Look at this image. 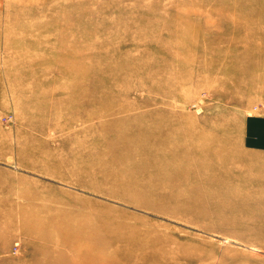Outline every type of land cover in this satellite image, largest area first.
Returning a JSON list of instances; mask_svg holds the SVG:
<instances>
[{"label": "rangeland", "instance_id": "rangeland-1", "mask_svg": "<svg viewBox=\"0 0 264 264\" xmlns=\"http://www.w3.org/2000/svg\"><path fill=\"white\" fill-rule=\"evenodd\" d=\"M258 33L264 0H0V264H264Z\"/></svg>", "mask_w": 264, "mask_h": 264}, {"label": "bare ground", "instance_id": "bare-ground-1", "mask_svg": "<svg viewBox=\"0 0 264 264\" xmlns=\"http://www.w3.org/2000/svg\"><path fill=\"white\" fill-rule=\"evenodd\" d=\"M253 6H255V5H253ZM247 20H248V18H247ZM258 35L262 38H264V33H262V34H260V33H258ZM254 37H255V34H250L248 37H247V41H248V43H253V42H255V40L256 39H254ZM253 58H254V56H253ZM106 112H107V110H106ZM195 139V138H194ZM194 139H193V141H194ZM186 150H190V148L188 147V146H186V147H182V157H180L177 161H175L176 162V164L178 163L179 165L181 164V163H183L184 162V160H186V157H185V155H186ZM149 156V155H148ZM174 161V160H173ZM122 165V164H121ZM211 174V175H210ZM210 174H208V173H204V172H201V171H198V172H194V171H192V170H189V171H187V173H185V175L186 176H188L189 178L187 179L188 181H190V184H196V192L194 193V195L196 196V197H198V196H200L201 194H202V191H205L206 193H208V190H211V189H217V188H214L213 186L212 187H209V186H207L208 185V183L209 182H211L212 184H217L218 183V181L219 180H225V179H223V178H221L220 176H217V178H207L206 180H202V181H200V180H192L193 179V177H196V176H199V177H202V175L204 176V175H207V176H212V175H216V174H214V173H210ZM184 177V176H183ZM190 179V180H189ZM187 181V182H188ZM250 184H252V183H250ZM191 199H192V194L188 197V203H191L190 201H191ZM242 207H245V205H242ZM52 213V212H51ZM85 213V212H84ZM46 216V215H45ZM43 218V217H42ZM46 218V217H45ZM108 218V217H107ZM106 219V218H105ZM109 220V219H108ZM29 221H30V219H29ZM28 221V222H29ZM100 221V220H99ZM47 223V222H46ZM109 223H110V221H109ZM74 224H76V223H74ZM104 225V224H103ZM124 227V226H123ZM126 230H128V228H126ZM113 235V234H112ZM140 235V234H139ZM115 237V236H114ZM142 237V236H141ZM110 238H112L111 236H110ZM109 238V239H110ZM115 238H117V237H115ZM123 239H124V237H122ZM127 238V237H126ZM108 239V240H109ZM119 239V236H118V238L116 239V240H118ZM107 240V239H106ZM127 239H125V241H126ZM76 241V240H75ZM113 241H115V239L113 238ZM109 242H110V240H109ZM127 242V241H126ZM108 243V242H107ZM112 242H110L109 243V246H111L110 244H111ZM115 243V242H114ZM124 244V243H123ZM126 244V243H125ZM117 245V244H116ZM115 245V246H116ZM121 245V243H119V246ZM127 245V244H126ZM125 245V246H126ZM105 247V246H104ZM120 247H122V246H120ZM127 247H130V246H127ZM115 248V247H114ZM116 248H118L117 246H116ZM115 248V249H116ZM122 248H125L124 247V245H123V247ZM113 251H114V249H112ZM117 250V249H116ZM120 250H122L121 248H120ZM125 250V249H124ZM127 250V249H126ZM126 250H125V252H126ZM115 253H117L116 251H114ZM120 252V251H119ZM128 252V251H127ZM126 252V253H127ZM81 253V252H80ZM85 254V253H84ZM116 255H118V254H116ZM121 257V256H120ZM142 257V256H141ZM81 258H83V257H81ZM80 258V259H81ZM143 258V257H142ZM91 259V258H90ZM99 259V258H98ZM104 259V261H105V258H103ZM103 259H101V260H103ZM121 259V258H120ZM100 260V259H99ZM119 260V259H118ZM88 261V260H87ZM92 261H94V259L92 260ZM91 261V262H92ZM88 262H90V261H88ZM88 262H86L85 264H87ZM112 262H113V260H112ZM94 264H95V262H93ZM99 264V263H98ZM105 264V263H104ZM114 264H116L115 262H114Z\"/></svg>", "mask_w": 264, "mask_h": 264}]
</instances>
